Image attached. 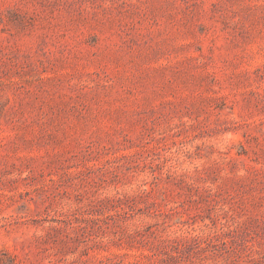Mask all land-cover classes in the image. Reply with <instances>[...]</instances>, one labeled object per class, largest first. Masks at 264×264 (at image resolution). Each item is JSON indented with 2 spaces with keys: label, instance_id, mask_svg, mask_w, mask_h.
Wrapping results in <instances>:
<instances>
[{
  "label": "rangeland",
  "instance_id": "374dc122",
  "mask_svg": "<svg viewBox=\"0 0 264 264\" xmlns=\"http://www.w3.org/2000/svg\"><path fill=\"white\" fill-rule=\"evenodd\" d=\"M0 264H264V0H0Z\"/></svg>",
  "mask_w": 264,
  "mask_h": 264
}]
</instances>
